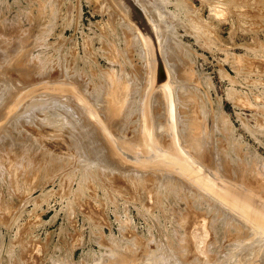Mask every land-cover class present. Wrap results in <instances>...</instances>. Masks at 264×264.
I'll return each mask as SVG.
<instances>
[{
  "label": "rangeland",
  "instance_id": "rangeland-1",
  "mask_svg": "<svg viewBox=\"0 0 264 264\" xmlns=\"http://www.w3.org/2000/svg\"><path fill=\"white\" fill-rule=\"evenodd\" d=\"M136 1L122 3L126 22L142 36L144 57L131 27L108 14L105 0H0V264H113L116 249L131 254L136 241L145 245L138 247L145 264H163L161 259L164 264H256L249 237L231 249L227 235L208 254L187 243L183 246L191 247L193 255L188 252L186 260H177L172 253L178 241L172 234L178 238L177 231H187L180 224L189 208L191 225L198 222L207 231L206 203H193L196 197L185 191H177L175 199L169 194L163 198L167 189L155 178L182 179L205 202L232 214L239 211V218L256 231L264 227V213L256 211L262 222L253 219L254 205L242 194L256 201L264 198L237 183H254V189L264 190V0H140L141 6ZM213 5L225 8L226 16L212 13ZM138 22L146 28L144 35ZM165 38L172 42L169 55L162 45ZM161 61L165 73L184 68L183 78L176 83L169 73L157 75ZM102 73L115 81L106 82ZM79 76L86 81L80 82ZM176 85L193 89L189 87L183 100L184 114L174 102ZM102 86L106 99L94 92ZM115 86L123 91L124 104L133 101V92L136 105L142 103L134 112V121L143 124L142 144L133 142L139 137L138 122L103 113L118 107L110 102ZM181 113L202 123L195 144L199 139L213 144V157L225 161V177L205 167L215 164L212 155L204 165L185 151L176 128ZM59 117L81 118L93 129L81 134L76 146L70 131L74 128L75 135L82 127L75 122L69 126ZM155 117L165 119L164 142L171 150L156 142ZM102 147L116 165L99 166ZM121 166L133 176L119 170ZM175 207L182 212L179 218ZM197 211L204 212V221ZM207 236L204 245L212 242ZM242 253L250 255L248 261H239Z\"/></svg>",
  "mask_w": 264,
  "mask_h": 264
},
{
  "label": "bare ground",
  "instance_id": "bare-ground-1",
  "mask_svg": "<svg viewBox=\"0 0 264 264\" xmlns=\"http://www.w3.org/2000/svg\"><path fill=\"white\" fill-rule=\"evenodd\" d=\"M106 2H107V4H108V7H107V12H108V14L110 15V16H113V17H115V19L116 20H121V21H123V23H125V25L127 26V27H131L130 29H131V31L134 33V39H136V41L138 42V44L139 45H141L142 46V48H141V46L139 47L138 45V47L140 48L139 50L141 51V53H142V55H143V57L145 56V48H143V39H142V36H139V32L138 31H136L134 28V26H131L130 25V23H128V22H126L127 20H126V9H125V7L123 6L124 4L122 3L124 0H105ZM128 1V0H127ZM140 1V0H139ZM139 1H136L137 3H138V5L139 6H141V4H140V2ZM218 2V1H217ZM127 5L129 4V3H126ZM222 5H225V4H223V3H221ZM226 6V5H225ZM129 9H130V11H131V7H129ZM211 12L212 13H214L215 15H217V16H220V17H222V16H226V14H227V10L225 9V8H223V7H221L220 5H213L212 6V8H211ZM130 14V13H129ZM128 14V15H129ZM131 15V14H130ZM134 15H136V14H134ZM132 16V15H131ZM155 22V21H154ZM156 23H157V21H156ZM156 23H155V26H156V29H157V31H158V33H159V35H161V33L159 32L160 31V27L159 26H157L156 25ZM158 25H159V23H157ZM130 25V26H129ZM137 26H138V28L140 27V23L138 22L137 23ZM142 26V28L140 27L139 29L141 30L142 29V34H143V31H146V28L144 27V25H141ZM197 26V25H196ZM138 33V34H137ZM144 35V34H143ZM158 35V36H159ZM146 36V35H145ZM157 36V37H158ZM148 38V37H147ZM158 39H160V38H158ZM166 39L167 38H165V45H164V42H163V47H164V50H165V53L167 54V55H169L170 54V52H171V46L170 45H172V42H171V44L169 45V42H167L168 43V45H167V43H166ZM147 39H145V41H146ZM149 42V41H148ZM145 45H147V44H145ZM155 45V44H154ZM160 45V44H159ZM161 46V45H160ZM171 48H170V47ZM174 46V45H173ZM146 47V46H145ZM154 48V47H153ZM145 49V50H144ZM155 50V49H154ZM141 55V56H142ZM185 55V54H184ZM176 58V57H175ZM154 60H155V57H154ZM156 61V60H155ZM182 62V61H181ZM161 64H162V61H161ZM155 65H156V62H155ZM174 65H177L175 62H174ZM181 65V64H180ZM182 66H183V64H182ZM184 67V66H183ZM157 68V67H156ZM169 69H171V70H167L166 71V73H165V69H164V67H163V64H162V66L160 65V63L158 64V68H157V70H156V73H157V75H160V72H161V75H166L167 73H169L168 75H169V77H170V81L172 82V80H173V82H176V83H178V81H180L182 78H183V74L185 75V73H184V68H181L180 70H178V71H175L174 70V68H169ZM183 72V73H182ZM101 74V73H100ZM80 77V76H79ZM102 77H105L106 78V82L108 81V82H114L115 81V78H114V76H109V75H105V74H103L102 73ZM85 78V76L84 77H80V79H81V81L80 82H82V81H86V79H84ZM93 79V78H92ZM147 80H148V78H147ZM147 80H146V89L145 90H147V85H149V82H147ZM77 83V82H76ZM101 83V82H100ZM160 84V83H159ZM165 84V83H164ZM85 85H86V83H85ZM191 85H188V86H182V85H176L175 87L174 86H172L173 87V98H174V102H177L176 104H177V107L179 108V110L181 109L182 110V113L184 114V111L185 112H187V108L186 107H184V103H183V100L184 99H186L185 98V95H186V92L188 91V89H189V87H190ZM194 86V85H193ZM96 87V86H95ZM115 88V91H113L112 92V96H111V98H110V102H112V103H117L118 104V107H117V109H115V110H113L112 112H109L108 110H106V111H104L103 113H106V114H108V113H111V114H113L115 117H118L119 119H121V118H129V119H131L132 118V121H134V119H135V115H136V113H134L135 112V110H137L138 108L140 109V107H141V104H140V106L138 105H136V102L138 103V98L136 97V95H135V92H133V101H129L127 104H124L123 103V101H124V93H123V91H121V90H119V89H117V86H115L114 87ZM191 88V87H190ZM192 89V88H191ZM193 90V89H192ZM94 92H96V96L98 97V98H100V99H106V94H105V87L104 86H102V89L101 90H94ZM163 97V98H162ZM164 93L161 95V99H162V102L164 101ZM141 98L143 99V97L141 96ZM98 102H103L102 100H98L97 98H95ZM54 101H58V100H54ZM143 102V101H142ZM165 102V101H164ZM111 103V104H112ZM163 105H165L164 103H163ZM136 108H135V107ZM166 108V107H165ZM142 109V108H141ZM72 111V110H71ZM166 111V110H165ZM180 114V115H178V117H177V132L179 133V134H177V135H180V136H178L179 137V139H180V142H181V144L184 146V149H185V151L186 152H188V153H190V155L192 156V158H194L196 161H198V162H200V163H203L204 165H205V161H207L208 159V156L209 155H212V157H210V159L212 158V160H214L212 163H215V164H211L210 166H208V165H205V167H209L211 170H213V172L214 173H216V174H218V175H224V177H225V174H226V172L228 171H226V168L224 167V164L223 165H221V163H223V162H225V161H221V155H220V153H218L219 155H220V157H218V159H220V161L219 160H217V157H215L216 159H214V157H213V154H212V149H211V145H213L212 143H210V144H206L205 143V141H206V139H205V141H200V136L198 135V133L201 131V129H203L202 128V123H199L197 120H196V118H191V117H186L185 115H183V114ZM78 114V113H77ZM105 114V115H106ZM139 115V114H138ZM147 115V114H146ZM79 116V115H78ZM79 117H81V116H79ZM137 117H139V119L140 118H142V117H140V115L139 116H137ZM148 118V117H147ZM159 117H155L154 118V124H155V139H156V142H158V141H160L161 140V142H162V144H160L161 146H163V147H165L166 146V149H169V150H171L169 147H170V143H165L164 142V140H165V137H166V135H168L167 134V131L165 130V125H164V122H165V119H163V121L161 122V121H159V119H158ZM166 118V117H165ZM50 119V118H49ZM53 119V118H52ZM52 119H50V120H52ZM167 119V118H166ZM47 120H48V118H47ZM58 120L59 121H65L66 123H68V125L69 126H75V124H74V122L75 123H77L80 127H82V129H83V131H79V130H77L76 131V133H75V135H73L74 134V128H72V131H70V135H71V137L73 138V142H72V144H74V145H76V146H78L77 144H79L81 141H82V135L81 134H83L84 132H87V131H89V130H91V129H93V127H91L89 124H86L87 123V121H84L83 119H79V120H75V119H69L68 121H67V117H59L58 118ZM136 120V119H135ZM142 120V119H141ZM136 122H138L139 123V125L138 126H136L137 127V129H136V131L135 132H138V133H136L139 137H138V139L137 140H135V141H133L134 143H139V144H142L143 143V137H142V135H144V134H142V126H141V124H142V122L140 121H136ZM135 121H134V123H136ZM112 125V124H111ZM143 125V124H142ZM84 129H87V130H84ZM138 130V131H137ZM164 133V134H163ZM163 134V135H162ZM198 136L199 138H197V139H199V141L197 140V144H195V138H196V136ZM76 136H78V137H76ZM94 136L96 137V135H95V133H94ZM202 138V137H201ZM178 139V138H177ZM194 139V140H193ZM144 140H145V138H144ZM179 141V140H178ZM169 142V141H168ZM207 142V141H206ZM174 143V142H173ZM144 145H146V143H144ZM155 145V144H154ZM156 145H157V143H156ZM155 145V146H156ZM159 145V144H158ZM140 146V145H139ZM193 146V147H192ZM141 147H142V145H141ZM97 148V147H96ZM143 148V147H142ZM98 149V148H97ZM219 149V148H218ZM100 150V149H99ZM137 150V149H136ZM216 151H217V148L215 149ZM102 156H100V159L98 160V162L97 163H99V166L101 167V168H104L103 166L104 165H107V166H109L111 163H113V164H115L116 165V163H118V162H115L114 160H112V158L110 159V157H109V159H108V155L105 153V152H107V149L106 148H103L102 147ZM105 151V152H104ZM147 152V151H146ZM213 153H214V151H213ZM223 154H224V152H222ZM215 154H216V152H215ZM218 154H216V156L218 155ZM225 155V154H224ZM223 155V156H224ZM49 156V155H48ZM205 156H207V157H205ZM226 156V155H225ZM25 157V156H24ZM27 158V157H26ZM225 158V157H224ZM30 160V159H29ZM51 160V159H50ZM218 162H217V161ZM175 161V160H174ZM209 161V160H208ZM48 162H50V161H48ZM52 162H53V160L50 162L51 164H52ZM211 162V161H210ZM45 163V162H44ZM49 164V163H48ZM237 164V163H236ZM47 165V164H46ZM50 165V164H49ZM112 165V164H111ZM118 165H120V164H118ZM217 165H219V166H217ZM128 166V165H127ZM99 168V167H98ZM236 168V167H235ZM123 169V167L121 166V167H119V170H122ZM232 169V168H231ZM231 169H230V171H231ZM104 170H106V169H104ZM128 169H126V170H124L123 169V171L125 172V173H128L127 174V176L128 177H130V176H133V174H131L132 172H130V170L129 171H127ZM132 171V170H131ZM237 171V170H236ZM235 171V172H236ZM241 171L242 170H240V173H241ZM138 172V171H137ZM144 172V171H143ZM245 172V171H244ZM243 172V173H244ZM46 173V172H45ZM134 173H136V172H134ZM225 173V174H224ZM234 173V172H233ZM243 173H241V174H243ZM140 174V173H139ZM246 174V173H245ZM136 175V174H135ZM138 175V174H137ZM142 175V174H141ZM141 175H138V177L140 176L141 177ZM228 175H229V173H228ZM230 175H232V173L230 174ZM153 176V175H152ZM151 176V177H152ZM135 177V176H134ZM137 177V176H136ZM139 177V178H140ZM228 177V176H227ZM234 177V176H233ZM232 176H231V179L233 178ZM230 178V177H229ZM229 178H227V179H229ZM86 179V178H85ZM137 179V178H136ZM230 179V180H231ZM233 179H235V178H233ZM155 180H157V184H161L162 186V188H166L167 190L165 191L166 192V195H164V197L163 196H158V198H161L162 199V197L163 198H165V197H167L168 195L167 194H169V196L170 195H172V199H175V193L177 194L179 191L180 192H182V191H185L187 194L189 193L190 195H192V197H196V199H192L193 201V203H195V201H198V202H203V203H206V211H205V217L207 218L208 216V221H210L209 222V226H208V229H207V231L209 232H207L205 229H203V226L204 225H202L201 223V225H202V227H199V224H198V222L197 221H195V222H197V224L195 223L194 225H191V223L194 221V220H192V219H190V217H191V213H192V209H188V210H185V211H188V213H184L183 215H184V217H183V222L180 224V226L181 227H185L184 229L185 230H187V231H185V234L184 235H180L178 232H180L181 231V229L179 228V224H178V222H177V224H175V225H178V227L177 226H175V228L177 229H180L179 231H177L175 228H174V231L176 230L177 231V234H178V238H177V236L175 235V233L174 234H172V240H174V237H175V240H177L178 242V245L175 247V246H173V245H171V244H169V248H171V247H175V249L176 250H174L175 251V253L173 252L172 254H175V255H177L176 256V258L178 257V259L177 260H186L185 258H188V256H186L185 254H187V255H189L188 254V252L190 253V249H191V247H184L183 245H185V244H187V243H192V247H194V249L197 251V253H201L202 251L205 253L206 252V254H208L207 253V251H209V250H207L208 248H211L212 247V245L213 246H215L216 244H220V243H222L221 242V240L222 239H224V237H226L225 235H227V238H229L228 240H227V247L228 248H231V247H229V246H232V245H234L235 244V242H239L240 244L241 243H245L246 241H245V239L247 238V237H249V239H248V241L250 242L249 244H252L253 246H254V248H252L250 251H251V256L248 254V256H247V254L245 253H242V254H244L243 255V260H239V261H241V262H244L249 256L250 257H254L255 259V262H256V264L258 263V264H263V261H264V241H263V239H264V227L260 230V229H258L257 231L254 229V228H252L251 227V225L246 221L245 222V220H243V219H241V218H239V216H241V214H240V212L238 211L237 213H233L232 214V212H231V210L230 211H225V210H222L221 208H218L217 206H215L211 201H209V200H206V202L204 201L205 200V198H203L204 200H202V198H201V196L198 194V195H195L196 193H193L192 191H191V188L190 187H188L183 181H182V179H177V178H175V177H172V176H168V175H166V177H161V176H157L156 178H155ZM237 180V179H236ZM239 180H240V178H239ZM159 181H160V183H159ZM252 181V180H251ZM241 183L239 186H241L242 187V189L245 191H248V192H250V193H257V192H259L260 193V196L261 197H263L264 198V190L262 189V190H256V189H254L253 188V186H254V183L251 185V184H249V185H247L246 183H243V181H237V183ZM238 183V184H239ZM244 186H243V185ZM256 190V191H255ZM164 191V190H163ZM178 191V192H177ZM243 191V192H244ZM184 192V193H185ZM226 194V193H225ZM178 195V194H177ZM179 195H180V193H179ZM186 195V194H185ZM189 195V196H190ZM243 196H244V199L246 200H249L251 203H252V205H254V209H255V211H251V209H250V212L252 213V215H251V217H253V219H256L257 221H259V222H262V220L263 219H261V217H260V215H259V213H261V212H263L264 213V201L261 199V200H259V201H256V200H253V198H251V196H246V195H244V194H242ZM247 195H249V194H247ZM208 196V195H207ZM225 196H227V195H225ZM179 196H177V198H178ZM186 196H184V197H181L180 196V198H185ZM191 197V198H192ZM204 197V196H203ZM176 198V200H180V198L179 199H177ZM187 198V197H186ZM256 198V197H255ZM167 199V198H166ZM190 199V198H189ZM258 199V198H257ZM176 200H173V201H176ZM181 200H186V199H181ZM233 200H235V199H233ZM187 201V200H186ZM232 201V200H231ZM177 202V201H176ZM183 202V201H182ZM188 202H189V200H188ZM216 204V203H215ZM218 204V203H217ZM244 204V203H243ZM195 205V204H194ZM221 205V204H220ZM219 205V206H220ZM227 205V204H226ZM197 206V205H196ZM177 207V206H176ZM175 207V212H177L176 213V215H175V217L176 218H179L180 216H182L181 214H182V212L179 214V212H178V210H176L177 208ZM191 208L193 207V206H190ZM195 207V206H194ZM193 207V208H194ZM200 207H202V206H200ZM200 207L198 206V207H195V211H196V209H200ZM222 207V206H221ZM232 207V206H231ZM203 208V207H202ZM201 208V209H202ZM200 209V210H201ZM226 209V208H225ZM203 210H205L204 208H203ZM259 211V213L258 212H256V211ZM247 211V210H246ZM174 212V213H175ZM198 212V214L200 213L201 214V212H199V211H197ZM195 213V212H194ZM202 213L203 214H201L202 216V221H204L206 218L203 216L204 215V212L202 211ZM180 216H179V215ZM195 215H197V213H195ZM178 216V217H177ZM172 217H174V216H172ZM174 217V218H175ZM197 217H199V215H197ZM247 217H249L248 215H247ZM264 217V216H263ZM203 218H205V219H203ZM194 219V218H193ZM196 219V218H195ZM199 219H201V218H199ZM201 221V220H200ZM199 221V222H200ZM255 221V220H254ZM253 222V221H252ZM171 223H172V221H171ZM194 223V222H193ZM200 225V226H201ZM205 225H208V224H205ZM263 225V223H261V226ZM189 226H193L192 227V229L193 230H196V231H198L197 230V228H196V226L197 227H199V228H202L201 230V232H199V233H197V232H195V231H193L192 232V230L190 229V227ZM264 226V225H263ZM205 227V226H204ZM207 227V226H206ZM195 228V229H194ZM183 229V228H182ZM175 231V232H176ZM183 231V230H182ZM207 232V233H206ZM226 232H227V234H226ZM194 233V234H193ZM165 234V233H164ZM174 235V236H173ZM195 235H197L196 237H195ZM207 235H210L211 236V238H210V240L212 241L211 243H207V242H209V241H205V245H209V247H208V245L207 246H205L204 244H203V241L205 240H203V236H205V238H207L208 236ZM220 236L221 238H219L218 236ZM201 236H202V239H201ZM209 236V237H210ZM231 237V238H230ZM171 238H168V237H164V239H165V241H170L169 243H171ZM161 239H163V238H161ZM170 239V240H169ZM137 240V239H136ZM209 240V239H208ZM243 240H244V242H243ZM201 241H202V243H201ZM225 241V240H224ZM123 242V241H122ZM134 243V242H133ZM137 243V244H136ZM136 243H134L133 245L135 246L134 248H133V245L132 244H130V246L133 248V250H131L130 252H131V254L128 252V251H126V252H124V253H122V252H120V251H117V249L116 248H114V249H116V252L113 250V252H115V254L114 253H112V254H114L113 256H115L116 255V258L115 257H112L113 258V260L111 261L110 260V262H113V264H122V263H124V264H127V262H132L133 264H145L144 263V259L143 258H145V256H142V254H141V256L143 257H141L140 256V254H139V252H138V247H140V248H142V247H144V246H142L143 244H142V242H137L136 241ZM200 244L199 246L198 245H196V244ZM207 243V244H206ZM213 243V244H212ZM238 243V244H239ZM247 243V242H246ZM201 244H202V246H201ZM210 244H211V246H210ZM237 244V247H239V245ZM120 245V244H119ZM160 245V243H158V246ZM168 245V244H167ZM236 245V244H235ZM234 245V246H235ZM137 246V247H136ZM243 246V245H242ZM250 246V245H249ZM117 247V246H116ZM121 247V246H120ZM119 247V248H120ZM160 247V246H159ZM233 247V246H232ZM237 247H235V248H237ZM241 247V246H240ZM240 247H239V249H240ZM245 247H246V245H245ZM140 248H139V250H140ZM242 248V247H241ZM244 248V247H243ZM128 249H131V248H128ZM143 249V248H142ZM146 249V248H145ZM144 249V250H145ZM224 249V248H223ZM231 249H233V248H231ZM231 249H229V251L231 252ZM124 250V249H123ZM126 250V249H125ZM148 250V249H147ZM146 250V251H147ZM180 250H183L184 251V253H181V254H179L178 253V251L179 252H181ZM211 250V249H210ZM235 250L236 249H234V252H235ZM245 250V249H244ZM244 250H242V251H244ZM213 251V250H212ZM237 251V250H236ZM239 251V250H238ZM143 252V251H142ZM148 252V251H147ZM156 252V251H155ZM155 252H150L151 254L150 255H152L153 254V257H154V254H155ZM170 252V251H169ZM194 252V251H193ZM211 251H209V253H210ZM225 252V251H224ZM227 252V251H226ZM233 252V251H232ZM124 254V255H120V254ZM177 253V254H176ZM195 253V252H194ZM223 253V252H222ZM221 253V254H222ZM237 253V252H236ZM248 253V252H247ZM128 254H129V256L130 255H132L131 257V259L130 258H128L127 259V256H128ZM137 254H139V256L141 257V260H140V258H139V256H138V258H137ZM205 254V255H206ZM229 254V253H228ZM227 254V255H228ZM232 254H234V253H232ZM125 255H127V256H125ZM143 255H145V251H144V254ZM146 255H148V253L146 254ZM150 255H148V257H150ZM156 255V254H155ZM190 255H193L192 253H190ZM202 255H203V253H202ZM226 254L224 255L225 257L227 256ZM241 255V254H240ZM111 256V255H110ZM123 256H125V258L123 257ZM163 256H164V253H163ZM171 256V255H170ZM230 256H231V254H230ZM245 256V257H244ZM247 256V257H246ZM121 257H123V258H121ZM147 257V256H146ZM148 257H147V260H145L147 263H149V259H148ZM192 257V256H191ZM199 257H201V256H199ZM224 257V258H225ZM249 257V258H250ZM108 258V257H107ZM115 258V259H114ZM158 258V257H157ZM164 258V257H163ZM248 258V259H249ZM146 259V258H145ZM193 259V258H192ZM223 259V258H222ZM248 259H247V261H248ZM106 260V259H105ZM155 260V259H154ZM161 260H163L164 261V259H161ZM175 260V259H174ZM181 260H180V262H181ZM197 260V259H196ZM227 260H229V258H227ZM226 260V261H227ZM250 260H252V259H250ZM109 261V260H108ZM160 261V260H159ZM162 261V263L164 264V262ZM176 261V260H175ZM189 261L190 260H188L187 262L189 263ZM194 261V260H193ZM193 261H190V263L191 262H193ZM198 261V260H197ZM196 261V263H191V264H197L198 262ZM203 262H204V259L202 260ZM223 261H224V259H223ZM232 261V260H231ZM176 262H178V261H176ZM182 262H184V261H182ZM181 262V263H182ZM101 264L102 262H99L98 261V264ZM174 263V262H173ZM180 263V264H181ZM199 263H201L200 261H199ZM227 263V262H226ZM240 263V262H239ZM151 264V263H150ZM157 264H159V263H157ZM167 264V263H166ZM172 264V263H171ZM176 264V263H175ZM182 264H184V263H182ZM221 264H223V262H221ZM241 264V263H240Z\"/></svg>",
  "mask_w": 264,
  "mask_h": 264
},
{
  "label": "water",
  "instance_id": "water-1",
  "mask_svg": "<svg viewBox=\"0 0 264 264\" xmlns=\"http://www.w3.org/2000/svg\"><path fill=\"white\" fill-rule=\"evenodd\" d=\"M159 76H163V75H161V72H160V75Z\"/></svg>",
  "mask_w": 264,
  "mask_h": 264
}]
</instances>
